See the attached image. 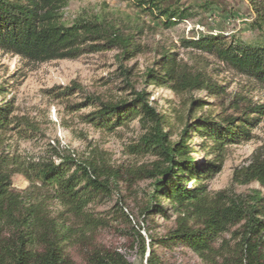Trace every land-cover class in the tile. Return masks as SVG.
Returning a JSON list of instances; mask_svg holds the SVG:
<instances>
[{"label":"trees","instance_id":"obj_1","mask_svg":"<svg viewBox=\"0 0 264 264\" xmlns=\"http://www.w3.org/2000/svg\"><path fill=\"white\" fill-rule=\"evenodd\" d=\"M69 1L0 0V51L31 63H45L115 50L122 74L129 75L131 69L122 64L143 52L140 39L144 24L124 21L109 12L78 16L68 23L63 10ZM169 1L138 0L137 5L165 28H171L190 13L165 5ZM247 1L255 13L251 29L257 34L253 41H227L202 34L198 39L182 40L181 45L215 57L235 74L264 87V0ZM211 5L206 2L203 7L209 9ZM200 55L190 65L180 57L176 45L165 47L147 69L146 82L166 86L176 94L205 90L210 95H224L225 87L204 67H198L204 64ZM53 90L57 97L68 98L76 93L77 86ZM132 95L131 100L119 103L88 96L74 109L92 106L94 110L83 119L108 131L138 117L142 133L132 152L156 157L145 176L152 184L142 207L143 219L147 222L156 214L167 217L170 211L176 218L164 235H151L147 244L141 228L133 225L126 210H121L127 228H118L119 232L138 247L141 264H162L158 248L168 250L178 245L199 254L207 264H264V193L254 189L251 194L220 192L212 197L205 184L222 170L227 145L253 137L252 130L264 115V104L246 97L233 99L229 107L238 112L236 116L199 118L172 141L165 116L151 105L148 93L134 90ZM203 105L202 99H191L189 113ZM14 112V99L0 105V133L16 130L28 137L38 131L32 122ZM189 127L196 128L199 144L188 142ZM196 150H202L205 157L214 154L215 160L200 164L193 155ZM14 174L29 181L25 190L14 188ZM120 176V170H101L56 146L39 158L22 159L1 152L0 264H134L117 246L100 238V232L110 223L91 208L110 197L117 185L115 178ZM190 181L195 182L193 187H188ZM232 181L239 185L258 182L264 188V145L234 170ZM56 202L64 213L53 212ZM163 202L170 206H163Z\"/></svg>","mask_w":264,"mask_h":264},{"label":"rangeland","instance_id":"obj_2","mask_svg":"<svg viewBox=\"0 0 264 264\" xmlns=\"http://www.w3.org/2000/svg\"><path fill=\"white\" fill-rule=\"evenodd\" d=\"M137 2L70 0L63 10V19L68 23L78 16L89 17L109 12L124 21L144 24L140 39L144 45L143 52L122 64L123 68L131 69L127 76L122 74L123 69H120L115 50L86 53L78 59L45 63H31L17 55L0 51V105L14 99V114L26 118L38 128V131L30 132L28 137L16 130L0 133V153L22 159L39 158L56 146L63 153L93 163L101 170H120L121 178H115L117 185L110 197L93 204L91 208L110 223L100 232V238L117 246L130 262L141 264L143 258L138 247L131 245L125 235L119 232L118 228H127L121 210H126L133 225L141 228L147 244L151 235H164L174 225L176 218L170 211L167 217L156 214L147 222L143 219L142 207L152 184L145 176L156 157L132 152V146L138 143L142 133L138 117L108 131L98 129L83 119L94 110L92 106L79 111H75L74 106L85 101L88 96L97 97L106 103H119L131 100L134 90L145 91L151 105L165 116L170 139L176 141L183 128L193 125L199 118L236 116L238 112L229 107L233 99L246 97L254 103L264 104V87L235 74L215 57L181 45L182 40L198 39L202 34H214L227 41L232 38L253 41L257 34L251 29L255 13L247 0H171L165 5L186 9L190 13L188 18L171 28H165L158 19L142 11ZM206 2H212L209 9L203 7ZM171 45L177 46L180 57L189 61L190 65H194L193 58L201 54L204 64L198 67H204L214 81L224 86L225 94L210 95L205 90L176 94L166 86L147 83V69L161 56L163 48ZM72 85H76L77 90L68 98L57 97V91L53 90ZM199 98L204 101V105L189 113L190 100ZM190 128L188 142L197 145L200 138L196 128ZM252 136L248 141L225 147L222 170L205 181L212 197H217L220 192L251 194L254 189L264 193V188L258 182L239 185L232 181L234 170L246 164L251 155L264 145V115L252 130ZM193 155L200 164L206 159L215 160L214 154L205 157L202 150H196ZM12 180L14 188L19 191L29 186V181L21 174H14ZM194 185V181L188 183V187ZM163 206L170 205L163 202ZM52 209L54 213H64V208L57 202ZM158 253L162 264H207L199 254L183 245L168 250L158 248Z\"/></svg>","mask_w":264,"mask_h":264}]
</instances>
